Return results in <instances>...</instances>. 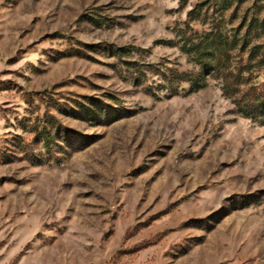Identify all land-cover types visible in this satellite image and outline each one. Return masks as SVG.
Here are the masks:
<instances>
[{"label": "rangeland", "instance_id": "1", "mask_svg": "<svg viewBox=\"0 0 264 264\" xmlns=\"http://www.w3.org/2000/svg\"><path fill=\"white\" fill-rule=\"evenodd\" d=\"M0 264H264V0H0Z\"/></svg>", "mask_w": 264, "mask_h": 264}, {"label": "trees", "instance_id": "2", "mask_svg": "<svg viewBox=\"0 0 264 264\" xmlns=\"http://www.w3.org/2000/svg\"><path fill=\"white\" fill-rule=\"evenodd\" d=\"M215 44H217V42H215L214 40H212V41H209V40L202 41L199 44V46H198L199 47V50L197 51V54H199V56H202L203 54H210V55H212V59L215 60V59L218 58L217 62L222 61L223 60L222 55L220 57H218L219 54H218L217 51H218V47L219 46L218 45H215ZM214 60L212 61V63H214L216 65V63L214 62ZM217 64H220V63H217ZM204 67L205 66H203V69H205ZM255 94L257 95L256 96V99H259L260 96L262 95L261 92H257V93L255 92Z\"/></svg>", "mask_w": 264, "mask_h": 264}]
</instances>
